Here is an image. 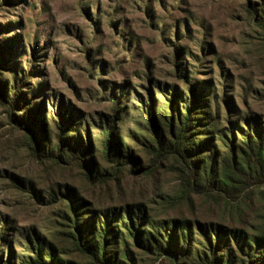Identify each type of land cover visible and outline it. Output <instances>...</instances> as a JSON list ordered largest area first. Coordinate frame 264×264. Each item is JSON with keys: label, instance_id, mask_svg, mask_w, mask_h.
I'll use <instances>...</instances> for the list:
<instances>
[{"label": "rangeland", "instance_id": "1", "mask_svg": "<svg viewBox=\"0 0 264 264\" xmlns=\"http://www.w3.org/2000/svg\"><path fill=\"white\" fill-rule=\"evenodd\" d=\"M262 2L9 0L0 3V44L5 49L0 74L11 79L25 73L35 91L24 92L34 104L43 101L45 116L55 115L57 106L64 104L93 134L98 118L112 116V100L118 97L120 107L126 109L120 135L140 165L151 167V156L127 138L136 118L131 107L147 102L149 93L157 96L159 90L187 92L173 67L172 45L176 43L183 48L181 69L198 92L206 88L203 96L221 126L246 128L254 121L264 129V45L246 13L249 5ZM28 61L34 65L32 75L24 67ZM4 112L0 107V228L1 221L9 223L0 244L4 263H25L24 236L30 231L56 245L63 259L88 263L58 233L59 215L65 207L51 203L46 195L54 184L71 186L93 209L141 203L151 219L186 220L196 240L199 226L233 231L237 245L264 237L262 185L249 188L236 200L216 203L187 192L177 165L169 159L147 176L124 170L105 184L90 185L71 166L35 162L22 133L8 124ZM98 147L96 143L95 157L108 169ZM10 176L32 182L43 192L42 202L11 187ZM225 238L233 240L232 236ZM165 240L162 249L158 247L151 255L137 253L138 264H170ZM233 245L239 262L243 256ZM254 248L256 259L262 262L264 245Z\"/></svg>", "mask_w": 264, "mask_h": 264}, {"label": "trees", "instance_id": "2", "mask_svg": "<svg viewBox=\"0 0 264 264\" xmlns=\"http://www.w3.org/2000/svg\"><path fill=\"white\" fill-rule=\"evenodd\" d=\"M246 13L264 45V2L249 5ZM4 51L0 44V69L5 63ZM172 53L175 75L187 92L159 90L157 96L149 93L147 102L131 107L136 118L127 138L151 156V167L140 165L120 135L126 109L120 107L118 97L112 100V116L98 118L94 125L96 134L64 104L57 106L55 115L45 116L43 101L34 104L25 94L35 88L23 72L22 77L11 79H3L0 74V107L8 124L22 133L24 146L35 162L71 166L90 185L105 184L124 170L147 176L169 159L177 165L176 172L187 192L202 194L216 203L236 200L249 188L264 186V129L257 128L254 121L248 122L246 128L221 126L210 101L203 96L206 88L198 92L199 88L180 67L183 48L176 43ZM24 67L32 75V62H26ZM96 143L108 169L100 166L95 157ZM9 179L15 190L36 203L42 202L43 192L32 182L14 176ZM46 195L51 203L64 204L58 233L87 264H138L137 253L151 255L158 247L162 249L165 239L170 264H264V257L259 262L254 253V247L264 245V237H253L250 243L237 245L233 231L219 226L209 231L199 226L196 240L188 221L151 219L141 203L93 209L74 188L58 184L50 187ZM1 224L0 244L9 223ZM222 233L233 240L226 235L222 238ZM158 238L161 242H157ZM233 244L243 256L239 262ZM24 250L28 254L24 264H76L63 259L56 245L41 241L33 231L24 236ZM0 264L11 263L0 258Z\"/></svg>", "mask_w": 264, "mask_h": 264}]
</instances>
